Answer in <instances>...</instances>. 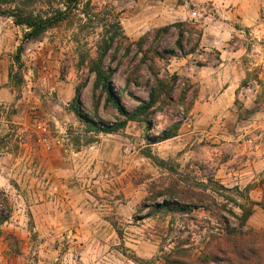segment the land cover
I'll use <instances>...</instances> for the list:
<instances>
[{"label": "rangeland", "instance_id": "374dc122", "mask_svg": "<svg viewBox=\"0 0 264 264\" xmlns=\"http://www.w3.org/2000/svg\"><path fill=\"white\" fill-rule=\"evenodd\" d=\"M124 1H83L37 41H25L28 30L0 15V264L196 259L210 234L226 228L220 216L235 228L229 211L241 215L239 206L250 209L252 202L260 206L253 207L246 228L264 231V41L245 44L255 56L245 55L241 70L232 69V58L219 56L215 40L201 41L203 17L213 14L214 5L168 0L177 6L163 27L183 22L192 34L185 32L178 46L179 29H170L156 45L160 56L148 57L156 63L153 73L134 44L156 29L144 33L129 25ZM64 2L16 0L12 6L53 16L65 10ZM179 5L188 6L190 19L183 21ZM111 39L104 64L115 71L113 90L129 113L149 101L154 76L178 79L173 100L158 104L146 119L98 133L78 117L72 100L79 89L84 118L102 125L124 121L106 105L105 94L94 95L95 76L89 71L90 61ZM225 44L237 46L233 40ZM21 45L19 67L14 56ZM220 61L228 65L220 67ZM136 70L137 83L127 86ZM39 124L54 145L50 151L39 141ZM175 124H180L176 137L163 140ZM25 146L33 149L26 159L32 161L34 185L20 181L9 167L22 158ZM186 192L209 198L194 201L196 207L185 213L180 206L190 201ZM166 202L170 211L153 208Z\"/></svg>", "mask_w": 264, "mask_h": 264}, {"label": "trees", "instance_id": "16d2710c", "mask_svg": "<svg viewBox=\"0 0 264 264\" xmlns=\"http://www.w3.org/2000/svg\"><path fill=\"white\" fill-rule=\"evenodd\" d=\"M87 0H65V10H57L53 16L44 15L41 12L30 11L26 8H13L12 5L16 3V0H0V15H7L13 17L17 26L25 27L28 31L24 35L25 41H37L50 29L56 28L60 23L65 20L68 12L73 9H77L79 5ZM71 5H74V8ZM187 23H175L163 28L154 30L151 33L146 34L140 40L135 42V46L139 48L143 53L142 63L150 61V70L154 73V66L156 63L150 57V53L153 56H160L156 45L164 40L168 36L170 29L177 28L180 32V37L177 41V45H181L182 37L185 32ZM190 35L192 32H188ZM151 44L148 46V44ZM114 43V39H111L110 43H105L103 50L98 54L96 59L90 61L89 71L95 76L94 81V95L98 91L105 94L106 105L112 106L117 110L118 114L124 118V121L117 122L115 124H104L96 122L95 120H89L84 118V115L80 112L79 108L81 103L80 90L77 89L76 94L72 100L75 112L79 118L85 120L90 131L93 132H105L115 133L127 126L129 122H138L142 119H146V115L154 109L158 104H166L172 101V93L175 88V81L177 76H172L171 81L163 80L158 76H154V84L149 91V101L142 102L135 111L129 113L122 104L120 97L114 92L112 85V78L115 73L113 69L105 66V59L108 52ZM146 45L147 51L143 52ZM24 52V45H21L14 56V62L22 67V54ZM131 53V48H126L125 57H128ZM155 58V57H154ZM116 59V56H113ZM151 59V60H150ZM139 71L136 70L133 74L129 75L127 80V86L132 82L137 83ZM135 79V80H133ZM135 81V82H134ZM187 91V90H185ZM185 96L183 97L184 101ZM100 97L94 99V108L97 109L100 105ZM180 130V124H175L169 129L165 130L162 139L168 140L176 137ZM190 196V201L184 205H181L180 211L185 213L192 212L194 207V201H201L200 198H209L206 194L186 192ZM214 205L218 206L215 200ZM260 206V204L252 202V206ZM253 207L246 209L244 206H239L242 211L241 215L236 214L233 210L229 211L230 216L236 221V227L231 228L230 221L226 216H220V219L224 221L225 227L216 234L211 233L208 242L205 246V251L196 259H180L173 258L171 261L175 264H264V231H256L253 229H247L246 225L253 213ZM156 211H170V205L166 202L162 205H155L153 207Z\"/></svg>", "mask_w": 264, "mask_h": 264}, {"label": "crops", "instance_id": "0c3cea01", "mask_svg": "<svg viewBox=\"0 0 264 264\" xmlns=\"http://www.w3.org/2000/svg\"><path fill=\"white\" fill-rule=\"evenodd\" d=\"M168 0L157 2H147L145 0H125L121 5V10H125L123 18L131 26L151 31L165 25L164 20L171 12L172 8H176L173 2L167 3ZM201 3H211L215 10L212 15H206L204 18L205 25L201 34V41H216L213 46H216V51L221 58L231 57L232 69L241 70L242 58L246 56L254 57L249 51V43L256 40L264 41V0H195ZM138 5V7H137ZM181 10H185V20L190 19L191 13L187 12V5H179ZM173 12V11H172ZM213 16H216L213 18ZM210 21L211 23H209ZM137 31V30H134ZM233 40L237 46L232 49L227 48L225 41ZM221 46V47H220ZM204 51H213L210 48H205ZM192 54L188 55V57ZM220 61V67L226 66ZM43 114V111L42 113ZM33 150L25 146V153L19 161L11 162L9 167L15 177L26 184H35V177L31 175L33 172L32 161L26 159L28 151ZM40 184V183H39ZM258 214V212H256ZM256 214V215H257ZM261 225V224H260ZM261 227L259 226V228ZM264 229V227H263Z\"/></svg>", "mask_w": 264, "mask_h": 264}, {"label": "built area", "instance_id": "2783aa9c", "mask_svg": "<svg viewBox=\"0 0 264 264\" xmlns=\"http://www.w3.org/2000/svg\"><path fill=\"white\" fill-rule=\"evenodd\" d=\"M37 130L40 133V143L44 146L46 150H52L54 147L53 143L47 137H43V135H46V128H44L42 124H39L37 126Z\"/></svg>", "mask_w": 264, "mask_h": 264}]
</instances>
